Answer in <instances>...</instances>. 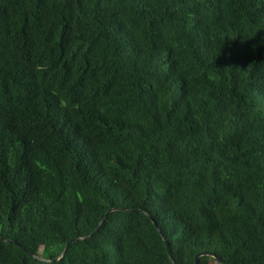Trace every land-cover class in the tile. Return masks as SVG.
<instances>
[{
    "label": "trees",
    "instance_id": "trees-1",
    "mask_svg": "<svg viewBox=\"0 0 264 264\" xmlns=\"http://www.w3.org/2000/svg\"><path fill=\"white\" fill-rule=\"evenodd\" d=\"M97 228L0 264H264V0H0V236Z\"/></svg>",
    "mask_w": 264,
    "mask_h": 264
},
{
    "label": "water",
    "instance_id": "water-1",
    "mask_svg": "<svg viewBox=\"0 0 264 264\" xmlns=\"http://www.w3.org/2000/svg\"><path fill=\"white\" fill-rule=\"evenodd\" d=\"M116 210H119V209H110V210L108 211L107 215H109L110 213H112L113 211H116ZM107 215H106V216H107ZM155 225H156V227H157L159 233L162 235L160 228L157 226L156 223H155ZM100 226H101V224H100ZM100 226H99V227H100ZM97 230H98V228H97L93 233H91L89 236L81 237V238H75V239H71V240H69V241L67 242V244H66V246H65V248H64V251L62 252L61 256L58 257V258H55L54 260H46V259L40 258L38 255H35V254L31 253V252H28L25 248H23V247H22L19 243H17L16 241L7 240V239L3 238L2 236H0V240L5 241V242H8V243L15 244V245H17L18 247H20L24 252H26L27 254H29L30 256L35 257V258H38V259H40V260H42V261H46V262H55V261H58L61 257H63V256L66 254L67 249H68V246H69L70 244L75 243V242H79V241H82V240H85V239L89 238V237H90L92 234H94ZM166 247H167V250H168V254H169V256L171 257V259H172L173 262H174L173 255H172V251H171L170 245H169V243H168L167 241H166ZM202 256H212V257H214V258L216 259V263H217V264H222L221 259H220L216 254H213V253H206V252H205V253H200V254L196 255V257H195V264H199V260H200V258H201Z\"/></svg>",
    "mask_w": 264,
    "mask_h": 264
},
{
    "label": "rangeland",
    "instance_id": "rangeland-1",
    "mask_svg": "<svg viewBox=\"0 0 264 264\" xmlns=\"http://www.w3.org/2000/svg\"><path fill=\"white\" fill-rule=\"evenodd\" d=\"M43 250V248H41V251Z\"/></svg>",
    "mask_w": 264,
    "mask_h": 264
}]
</instances>
